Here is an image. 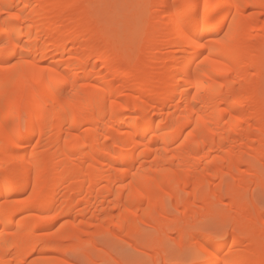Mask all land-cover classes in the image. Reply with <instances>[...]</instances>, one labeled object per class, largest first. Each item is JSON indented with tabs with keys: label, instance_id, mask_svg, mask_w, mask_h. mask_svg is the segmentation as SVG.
<instances>
[{
	"label": "bare ground",
	"instance_id": "6f19581e",
	"mask_svg": "<svg viewBox=\"0 0 264 264\" xmlns=\"http://www.w3.org/2000/svg\"><path fill=\"white\" fill-rule=\"evenodd\" d=\"M104 1L0 0V264H71L73 240L89 256L97 238L130 245L163 219L160 237L191 227L201 238L204 262L190 264H264L254 203L227 204L239 226H256L245 236H213L199 211L187 215L228 198L239 173L264 186V60L253 49L264 48V0H146L137 51L110 37ZM241 238L258 240L244 249Z\"/></svg>",
	"mask_w": 264,
	"mask_h": 264
},
{
	"label": "rangeland",
	"instance_id": "374dc122",
	"mask_svg": "<svg viewBox=\"0 0 264 264\" xmlns=\"http://www.w3.org/2000/svg\"><path fill=\"white\" fill-rule=\"evenodd\" d=\"M106 1V2H105ZM104 2V6H100L101 11H103V14H101L102 12H99L102 16H104L103 18H106L105 20H107L110 23V37L111 36H115L117 38V40L119 42H121L125 47L129 46V47H134L133 50L137 51V48L139 47V45H134V41H132V36L138 32H140L141 26L140 24H138L139 22V13L141 11L142 8H144L145 5H143L144 3H146V0H105ZM148 10H150L151 8V3L146 6ZM99 8V9H100ZM255 9H250L249 13L254 12ZM215 17V16H214ZM134 33V34H132ZM136 34V35H137ZM144 44V41H143ZM262 44V40L259 39V41H256L253 43V49L256 52H259L262 54V59L264 60V48L261 47ZM168 51V50H166ZM165 52V51H164ZM166 53V52H165ZM164 53V54H165ZM125 67L124 63H121V65L119 66L120 70L119 72H121V69H123ZM110 69H106L104 70V73L106 75H109V71ZM107 72V73H106ZM117 78L120 77V73L117 74L116 76ZM125 81H130L131 80V76H126L124 78ZM27 115H23L22 119L26 118ZM83 127V126H81ZM44 130L46 129V127H42ZM84 128V127H83ZM35 129V126L30 128V130ZM46 136L42 135V137L36 138L34 140L35 142H43L45 140ZM11 152H7V154H10ZM0 160H5L6 161V155H1L0 154ZM242 170H246L242 169ZM242 173V172H241ZM243 174V173H242ZM244 173L243 175H238V177H236L235 179H230V181L228 182V187L230 188H225V190H223V192L226 194L229 190L230 192V196H228V198L226 197L227 195H229L228 193L225 195V198L223 199V201L221 203H216L214 202V204H204V203H196V205H194L195 207L192 211V209L190 211L192 212H188V216H191L192 213L194 212V210L199 211L196 212L198 214L197 216V223H199L198 225L195 223V221H193L192 224H195L199 227L204 226V228L207 229V232L212 234L213 236H222L225 233L229 232L230 235H234V234H238L239 233H243L244 234L240 235L241 236H245V235H249L250 232H254L256 231V226H254V229L251 228L249 231L247 230V222H248V218L246 217V221H244L245 223H243L242 226H239L238 221H236V217H235V213L236 210L234 208H230V205L228 206L227 204L230 203L231 200H233L234 198L237 199L239 197L240 200L242 201H246L249 203H254V207H256L253 210H255V214L258 213H262L264 214V186L260 187L256 184L257 179L255 178V176L251 175V174H247ZM242 179H246L248 180V184L246 187L240 188L238 187V182L239 180ZM56 179V175L54 177H52V182H54ZM252 181V182H251ZM256 181V182H255ZM254 182H255V186H254ZM217 184H220V180L217 181ZM259 188V189H257ZM249 189V190H247ZM262 189V190H260ZM254 190V191H253ZM259 190V191H258ZM247 191V192H246ZM262 191V192H261ZM259 193V194H258ZM30 192H26L23 194H13L15 195L13 197V199H21L24 200L27 197H29ZM257 194V195H256ZM256 195V196H255ZM178 196H183L182 191L178 192ZM237 196V197H236ZM256 198H253V197ZM258 197V198H257ZM253 198V199H252ZM259 199V200H258ZM256 201V202H255ZM251 203V204H252ZM204 205V206H203ZM178 210H177V209ZM234 209V210H233ZM257 210V211H256ZM263 211V212H262ZM183 212L181 205L178 207H175L174 211L172 209V213L174 215L177 216H181V213ZM253 212V211H252ZM196 213L193 214L196 215ZM201 213V214H199ZM28 214V213H26ZM141 215V212L139 213ZM200 215V216H199ZM234 216V217H233ZM196 218V216H195ZM196 219V220H197ZM164 220V219H163ZM161 220V221H163ZM160 221V222H161ZM158 221L149 224L150 226H146L144 227V234H142L141 238L137 241H131L130 245H126L123 242H121V237L117 236L115 237H111L108 239L105 238H97L99 239V243L100 241H102L103 243H100V246H98L99 244L97 243L96 247H99L98 249L100 250H96L93 251V253L89 256H81L82 254L79 253L80 249L77 250L78 247V243L76 241H71L70 243H67V246L73 248L77 251L76 253L78 254H74L73 257L71 255L72 251H70L71 253H69L70 255L68 256V258L70 257V259L65 258L69 263L71 264H190L191 262L195 261L194 257L196 256V261H198L199 263L204 262L203 260L200 261L199 259V254L197 253V243L201 241V238H193L191 237L188 232L189 230L191 231V227H188L187 229H185L182 233L178 230H174L173 228L168 230V233L166 235H164L163 237H160L159 232L160 230H162L163 228H165L164 226L166 224H163L165 222H161V224L163 226H161V224L159 225L158 223H160ZM167 223V221H166ZM236 225L239 228H235ZM245 225V227H244ZM234 227V228H233ZM241 227L242 228L241 230ZM258 227V226H257ZM250 228V227H249ZM235 229V230H234ZM234 230V231H233ZM238 230V231H237ZM249 234H246L247 231ZM188 231V232H187ZM232 231V232H231ZM237 231V232H235ZM48 231L41 229L39 231V234L41 235H45ZM190 233V232H189ZM233 233V234H231ZM239 235V234H238ZM248 237V236H247ZM231 237L229 236L228 239H230ZM244 238V237H243ZM243 238L242 241H243ZM253 239V238H252ZM252 239H247L245 241H243V247L242 248H246V249H250V247L252 248V244L255 242H257V239H254L255 241H252ZM94 240V239H92ZM108 240V241H107ZM88 241V242H87ZM89 239L86 238V242H84L85 244L89 243ZM144 242V243H142ZM77 243V244H76ZM82 243V245L84 244ZM106 243V245H105ZM148 243H151L148 245ZM70 244V245H69ZM86 244V245H87ZM95 244V243H94ZM104 244V246L102 247V245ZM90 245V244H89ZM85 246V245H84ZM68 247V248H69ZM70 249V248H69ZM74 253V252H73ZM75 255L78 256L79 258L84 257L85 258V262L82 260V262H80V260L78 258H75ZM50 256L53 257H58L61 258L63 256L60 255H56V254H50ZM64 258V257H63ZM62 258V259H63ZM73 258V259H72ZM86 258L88 260H86ZM91 258V259H89ZM83 259V258H81ZM256 259V258H255ZM74 260V261H73ZM76 260V261H75ZM78 261V262H77ZM168 261H170L168 263Z\"/></svg>",
	"mask_w": 264,
	"mask_h": 264
},
{
	"label": "snow or ice",
	"instance_id": "6c2138e0",
	"mask_svg": "<svg viewBox=\"0 0 264 264\" xmlns=\"http://www.w3.org/2000/svg\"><path fill=\"white\" fill-rule=\"evenodd\" d=\"M185 7H187V8H191V7H193V5H186ZM195 7H200L199 5H196ZM216 6L215 5H210V4H208V3H204L203 4V8L205 9V10H207V9H210V8H215ZM5 47H8L9 45L8 44H5L4 45ZM197 46H200V47H202L203 45L201 44V45H197ZM19 55H21V56H23V53L22 52H20V53H18ZM11 66V65H10ZM202 255L204 254V253H201ZM206 264H216V262H214V261H211V260H209V261H207L206 262Z\"/></svg>",
	"mask_w": 264,
	"mask_h": 264
}]
</instances>
